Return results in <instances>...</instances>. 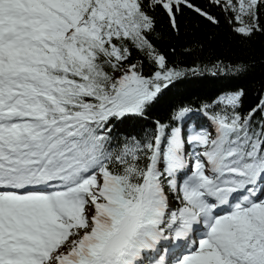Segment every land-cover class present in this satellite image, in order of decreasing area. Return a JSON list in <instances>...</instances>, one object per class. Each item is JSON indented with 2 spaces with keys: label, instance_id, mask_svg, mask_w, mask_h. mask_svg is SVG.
Listing matches in <instances>:
<instances>
[{
  "label": "snow or ice",
  "instance_id": "snow-or-ice-1",
  "mask_svg": "<svg viewBox=\"0 0 264 264\" xmlns=\"http://www.w3.org/2000/svg\"><path fill=\"white\" fill-rule=\"evenodd\" d=\"M208 3L264 34V0ZM185 9L220 24L195 0H0V264H264V99L113 135L185 76L152 42L157 14L179 34Z\"/></svg>",
  "mask_w": 264,
  "mask_h": 264
},
{
  "label": "trees",
  "instance_id": "trees-1",
  "mask_svg": "<svg viewBox=\"0 0 264 264\" xmlns=\"http://www.w3.org/2000/svg\"><path fill=\"white\" fill-rule=\"evenodd\" d=\"M195 3L216 16L220 24L213 25L185 9L178 16L180 32L176 34L169 28L167 17L157 14L156 34L152 42L166 56L169 67L183 71L185 76L145 119L114 122L113 135L119 141L131 137L143 138L153 131L156 121L170 123L169 114L178 105H191L199 109L209 104L212 111H219L223 107L216 106L219 96L242 90L244 97L240 111L247 113L264 99V34L257 33L250 39L242 38L232 31L219 7H210L208 0H195ZM137 60H144V57L134 50L130 62ZM240 64L246 66L245 71H232ZM153 70L154 66L144 61L145 74ZM196 119L201 126L206 124L202 113ZM183 134L186 136L188 130Z\"/></svg>",
  "mask_w": 264,
  "mask_h": 264
},
{
  "label": "rangeland",
  "instance_id": "rangeland-1",
  "mask_svg": "<svg viewBox=\"0 0 264 264\" xmlns=\"http://www.w3.org/2000/svg\"><path fill=\"white\" fill-rule=\"evenodd\" d=\"M228 94H231V93H228ZM225 95H226V94H225ZM222 96H224V95L219 96L218 99H217V101H218ZM202 116H205V115L202 114ZM205 119H206V124H205L204 126H202V128L207 129V130H209V131H212L213 128H214V125L212 124V121H211L210 117H209V116H205ZM180 127H181V129H182V134L184 133L185 130H188V133H190L191 130H192V127H191L190 125H188V126L186 127L183 123L180 124ZM187 148H188V149H187L188 152L190 153V152H191L190 147H187Z\"/></svg>",
  "mask_w": 264,
  "mask_h": 264
}]
</instances>
